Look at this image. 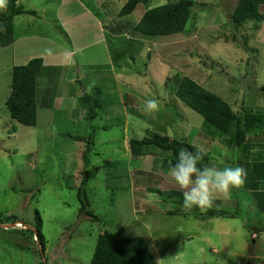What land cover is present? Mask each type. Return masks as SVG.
Returning a JSON list of instances; mask_svg holds the SVG:
<instances>
[{"label": "rangeland", "instance_id": "rangeland-1", "mask_svg": "<svg viewBox=\"0 0 264 264\" xmlns=\"http://www.w3.org/2000/svg\"><path fill=\"white\" fill-rule=\"evenodd\" d=\"M172 1L179 0H150L122 17L128 0H82L99 23L76 39L77 47H86L79 48V55L71 54V61L57 51L67 43L65 21H83L75 17L74 0L19 1L36 13L14 18L20 42L15 44L16 57L9 47L0 46V215H16V220L0 221V264H90L99 233L120 226L129 236L145 237L159 264H264V213L256 210L264 197V188L263 193L257 189L262 179L254 177L255 191L248 185L247 190L218 197L211 209L225 211L224 216L196 218L183 210L171 215L167 210L172 204L148 190L150 185L174 184L170 178L160 184L167 177L160 167L165 156L155 151L135 157L131 152L133 137L163 131L184 136L214 153L217 161L228 156L231 148L221 133L177 97L175 89L184 77L220 95L235 110L243 105L264 109V21H249L236 30L230 14L238 0H194L189 34L148 39L134 31L148 8ZM29 32L33 35L26 36ZM41 34L56 39L57 49L44 48ZM44 54L62 67L46 65L51 67L38 82L39 121L26 126L6 108L9 67ZM96 88L102 91L103 105L92 122L96 143L83 172L82 154L91 129L80 98ZM146 98L159 101L151 116L141 111ZM129 116L148 127L129 126ZM254 151L264 156V147ZM229 154L237 161L241 151ZM84 177L97 220L80 213L78 188ZM37 209L47 238L42 255L35 252V247L41 249L38 238L21 231L35 228Z\"/></svg>", "mask_w": 264, "mask_h": 264}, {"label": "trees", "instance_id": "trees-1", "mask_svg": "<svg viewBox=\"0 0 264 264\" xmlns=\"http://www.w3.org/2000/svg\"><path fill=\"white\" fill-rule=\"evenodd\" d=\"M20 0H7L6 9L0 10V46L13 48V45L19 40L15 34L14 18L19 14H35L36 10L28 9ZM150 0H128L120 11V16L132 14L140 4L149 3ZM90 6V5H89ZM196 3L194 0L172 1L167 4L153 6L148 8L141 20L134 27L135 32H139L148 39H154L160 36L174 35L177 33L189 34L188 25L195 18ZM264 6V0H238L231 12V23L237 29H240L245 23L255 21L261 23L264 21V13L261 11ZM29 32L26 36H32ZM25 35H20L23 37ZM245 47H248V38H245ZM11 70V91L6 96V108L12 119L26 126H36L38 124V82L42 72L46 68L44 59L40 56L33 57L27 63L13 64L9 67ZM96 93L81 96V107L87 112L90 121L91 131L88 133L87 148L82 156L85 169L91 163L90 152L95 146L96 136L92 122L98 117L100 107L103 105V96L101 89L96 88ZM261 94L264 95V85L260 87ZM259 90V91H260ZM258 91V93H259ZM177 97L185 103L190 109L201 114L208 123L213 125L224 137L225 142L231 150L228 156L225 155V164L233 166L239 165L247 172V180L241 188L244 190L249 185L250 189L260 190L264 188L261 183L259 188L254 190L255 178L258 177L264 182V156L260 152H255L256 147H264V109L251 105H243L241 110H235L234 107L225 101L220 95L201 86L193 79L184 77L175 89ZM163 129V127H161ZM163 132V131H162ZM162 132L148 133L142 139L133 137L130 140V149L135 157L151 155L158 151L164 157L160 162L163 171L169 172V168L178 158L180 151L189 150L192 152L201 151L199 147L191 144L184 136H169ZM211 150V149H210ZM241 151L236 161L230 159L231 151ZM206 155L202 164L217 162L214 153L205 152ZM233 156V155H232ZM234 157V156H233ZM255 177V178H254ZM254 178V179H253ZM87 181L84 177L79 188L78 196L81 201L80 213L90 216L97 220L95 212L89 208L87 197ZM148 189L155 190L165 203L172 207L167 210L168 214H179L184 211V215H190L196 218H210L214 215L224 216L225 211L209 209L206 214L201 213L199 209L186 211L182 205V194L180 189L163 190L159 186ZM246 189V190H247ZM236 199V196H235ZM252 200V199H251ZM250 200V203H251ZM254 206V205H253ZM258 206V213H264V197ZM181 209V210H180ZM183 210V211H182ZM15 219L12 214L1 216L0 221ZM26 224L28 222L26 221ZM35 228H22L21 231L27 232L29 237L38 238V244L41 249L35 247V252L42 255L46 251L47 238L44 234V221L40 211L36 210ZM42 252V253H41ZM90 264H159L156 254L143 236H129L125 226H120L116 231H102L97 237L96 247L92 255Z\"/></svg>", "mask_w": 264, "mask_h": 264}, {"label": "clouds", "instance_id": "clouds-1", "mask_svg": "<svg viewBox=\"0 0 264 264\" xmlns=\"http://www.w3.org/2000/svg\"><path fill=\"white\" fill-rule=\"evenodd\" d=\"M6 6L7 0H0V10L6 9ZM159 106L157 99L146 98L141 111L151 116L159 110ZM128 124L133 128L148 127L146 122L131 116L128 117ZM205 155L203 150H182L169 168V174L181 190V206L186 211L199 209L201 213H206L213 208L218 197H228L233 190L246 183L247 172L243 167L225 164L222 160L202 164Z\"/></svg>", "mask_w": 264, "mask_h": 264}, {"label": "crops", "instance_id": "crops-1", "mask_svg": "<svg viewBox=\"0 0 264 264\" xmlns=\"http://www.w3.org/2000/svg\"><path fill=\"white\" fill-rule=\"evenodd\" d=\"M81 1L80 0H74V2H73L74 9H77L76 12H78V13H75V17L83 20L81 22V25L78 24L80 21H78L77 19L74 20L71 17L70 21H65L67 25H66V27L64 26V28H63V33L65 34L66 41H67L68 44L70 43L72 47H70V49H69V46L67 45V43H65L63 45V43L61 41H58L61 45H63L65 47V48L61 49V47H62L61 46L60 49H58V51H57V52H59L58 54H61V55L65 56L67 59H69V61H71L73 55H75V56L79 55V51H81L79 48L85 49V47H86V46H82V45L80 47H77L76 46V39L79 36H82V35L85 36V34H86V33H84L85 28L87 30L89 29L88 31L90 32V28L91 27L94 28V26H96V24L99 23L97 17H94V14L90 11V8L86 5V3L83 4ZM77 16H79V17H77ZM94 29H96V28H94ZM41 35H42L41 37H43L44 48H46L47 46H51V47H54L55 49H57L56 48V43H55L56 39L54 40V38L50 37V35H49V37L45 36L43 34H41ZM91 35H92V33H91ZM21 40H23V39H21ZM17 43H20L19 40L15 44H17ZM15 44L13 45V48L11 49L13 51L14 57H16V54H15V51H14L15 50ZM102 46H103V43L101 42V49H102ZM58 54H56V55L58 56ZM71 54H73V55H71ZM36 56H38V55H36ZM40 57H42L44 59L45 65L49 64L51 66H61L62 67V65L55 64V62L48 61V59H47L48 55L44 54V55H42ZM90 58L88 57V60H90ZM92 58H94V57L92 56ZM78 64H80L81 66H84L86 64V62L78 61ZM73 65L74 64H71V65H68V66H73ZM88 65H92V63L88 64ZM51 66H49V67H51ZM163 174L166 175L167 177H165L164 179L161 177V180H160V184L161 185L162 184L164 185V182H166L168 178L173 180V178L171 177L169 172L163 171ZM173 183L174 184H170V182H169V184H167V185H170V187L169 188H162V189H164V190L180 189L175 184L174 180H173ZM148 190H150V189H148Z\"/></svg>", "mask_w": 264, "mask_h": 264}]
</instances>
